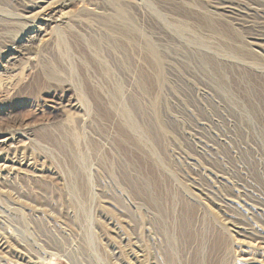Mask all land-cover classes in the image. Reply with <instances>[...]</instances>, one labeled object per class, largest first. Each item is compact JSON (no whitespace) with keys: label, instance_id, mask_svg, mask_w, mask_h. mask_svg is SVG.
<instances>
[{"label":"rangeland","instance_id":"obj_1","mask_svg":"<svg viewBox=\"0 0 264 264\" xmlns=\"http://www.w3.org/2000/svg\"><path fill=\"white\" fill-rule=\"evenodd\" d=\"M102 1L86 5L104 8ZM123 1L141 7L145 37L163 60L164 82L128 93L109 59L122 55L120 36L86 15L81 19L94 24L92 30H61L35 55L56 65L60 81L49 80L36 63L19 65L30 77L0 98V129L31 130L35 141L19 155L30 163L26 174L0 180V264H140L134 258L143 240L137 225L148 211L147 194L175 208L183 186L206 190L224 175L234 183H242L240 176L250 180L230 126L242 103L254 101L264 111V54L252 51L264 48V0H232L234 10L230 0ZM35 2L0 0V52L32 37L29 24L16 17L35 9ZM76 4L72 0V10ZM104 62L110 77L101 71ZM94 89L103 110L84 127L75 122L81 111L69 107L70 99L80 93L93 102ZM123 93L138 99L137 113L118 111L127 103ZM156 94L161 128L150 111ZM110 106L120 131L109 122ZM63 120L82 135L78 145L68 141ZM164 255L150 264H166Z\"/></svg>","mask_w":264,"mask_h":264},{"label":"bare ground","instance_id":"obj_2","mask_svg":"<svg viewBox=\"0 0 264 264\" xmlns=\"http://www.w3.org/2000/svg\"><path fill=\"white\" fill-rule=\"evenodd\" d=\"M103 1L106 7L99 8L86 5V0H77V9L72 10V0H36L34 5L30 6H34L35 9L17 16V20L27 23L26 26L29 24L32 37L24 43L17 41L0 52V98L9 97L19 85L28 81L29 69L26 66L19 68L21 63L25 65L36 63L37 68L41 67L49 80L60 81L58 70L54 67L56 65L53 62L42 61L35 55L51 44L55 33H60L61 30L70 34H77L74 29L78 26L92 30L94 24L82 20L81 15L95 18L99 26L101 23L103 28H111L120 36L116 42L122 55L109 59L116 63L114 64L128 93L138 89L145 91L147 84L160 87L165 79L163 60L155 45L145 37L142 18L139 19L141 7L123 0ZM230 2L232 6L228 9L234 10V6L238 4L237 2L233 4L232 0ZM252 51L256 54H264V48H260V51ZM95 60L97 61L96 58ZM54 62H56L55 57ZM102 64L104 70L101 71L106 72L110 77L112 71L107 62ZM91 94L93 102L80 93L74 94L70 99L69 107L81 111L75 122L84 127L88 126L92 115L95 113L100 115L103 110L100 94L95 89ZM119 96L115 95V98L119 99ZM122 97L123 101L129 104H122L124 107L118 111L126 117L129 115V109L132 111L135 109L134 112L137 113L138 99H131L132 96L127 98L124 93ZM242 104L241 112L237 113V118L232 119L233 125L230 127L234 131L237 155L245 160L250 180L244 181L240 176L239 180L242 183H234L224 175L221 181L217 182L218 187L211 185L206 190L195 187L193 192L191 188L183 186L184 195H180L181 200L175 208L174 202L167 204L169 200L164 201L163 196L154 198L147 194L148 211L142 217L140 224H136L139 226L140 237L143 238L140 252L134 257L138 263H156L157 258L163 256L166 251L164 255L167 259L166 264H219L221 260L223 262L227 258L231 259L233 264H264V111L254 101ZM111 107L109 122L118 129V121H115L114 116L116 111ZM229 107H225L224 110ZM150 111L155 116L156 124L158 123L161 128L157 94L150 104ZM105 118L109 119V116ZM60 126L70 131L67 139L72 144L78 145L83 139L80 133L74 132L69 120L61 121ZM227 140L230 139L227 137ZM34 141L35 136L31 130L0 129V180L12 175L26 174L23 168L24 166L30 168V163L21 160L19 155L24 154ZM78 154L83 165L84 162L87 164V156L82 152ZM226 188L231 189L234 194L228 195L229 193L225 192ZM196 190L201 191L202 194ZM2 194L8 196L6 191ZM210 201L217 209L209 205Z\"/></svg>","mask_w":264,"mask_h":264}]
</instances>
